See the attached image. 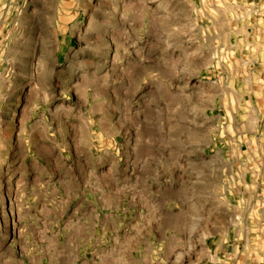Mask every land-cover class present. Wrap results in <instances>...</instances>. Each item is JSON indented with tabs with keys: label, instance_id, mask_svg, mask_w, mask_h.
I'll use <instances>...</instances> for the list:
<instances>
[{
	"label": "rangeland",
	"instance_id": "rangeland-1",
	"mask_svg": "<svg viewBox=\"0 0 264 264\" xmlns=\"http://www.w3.org/2000/svg\"><path fill=\"white\" fill-rule=\"evenodd\" d=\"M0 264H264V0H0Z\"/></svg>",
	"mask_w": 264,
	"mask_h": 264
}]
</instances>
